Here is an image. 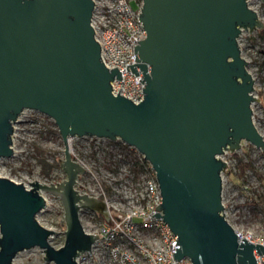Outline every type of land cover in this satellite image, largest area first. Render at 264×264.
I'll use <instances>...</instances> for the list:
<instances>
[{"label": "water", "instance_id": "water-1", "mask_svg": "<svg viewBox=\"0 0 264 264\" xmlns=\"http://www.w3.org/2000/svg\"><path fill=\"white\" fill-rule=\"evenodd\" d=\"M142 4L147 37L135 49L144 63L128 64L137 75L139 65L147 83L136 104L112 93L111 82L122 73L102 61L92 25L95 0H0V157L14 154L19 115L37 110L58 127L67 174L57 183L36 180L31 188L0 177V264L35 247L48 262L80 264L76 258L99 237L85 230L80 209L109 221L107 202L76 188L86 168L73 159L72 136L120 138L145 154L163 195L156 208L163 214L152 216H162L177 234L176 260L258 264L254 251L262 254L264 246L241 238L223 215L229 163L219 156L240 150L244 140L264 153L253 112L260 99L239 45L243 29L262 30L264 21L248 0ZM44 193L63 203L66 239L59 248L50 243L55 231L37 219L47 207Z\"/></svg>", "mask_w": 264, "mask_h": 264}, {"label": "built area", "instance_id": "built-area-1", "mask_svg": "<svg viewBox=\"0 0 264 264\" xmlns=\"http://www.w3.org/2000/svg\"><path fill=\"white\" fill-rule=\"evenodd\" d=\"M132 1L104 0L101 4L95 0L92 25L96 39L101 45L102 61L109 69L117 66L122 73V79L116 78L111 82L113 95L117 96L119 93L139 104L145 98V74L141 67L136 65L139 72L137 75L128 64L144 63L143 60H136V55L139 59L140 56L135 47L141 43L139 40L146 39L147 30L140 15L143 0H134L138 4L136 8L131 4ZM248 5L258 12L260 19L261 11L255 0H248ZM82 139L93 140V143L90 141V146L103 150V153L113 151L114 154L122 156L126 165L119 169L118 174L125 171L127 178L116 185L118 199L113 200L105 191L101 195L83 192L79 188L81 176L79 177L76 188L80 193L105 200L109 206L110 219H102L93 229H87V224H92V221H96L101 215L90 209H80V219L85 230L99 237L91 251L82 253L76 260L80 264L87 258L91 264H95V260L98 264H193L189 257L175 259L176 247H180V244H177V234L162 216H152L156 212L163 214L162 210L156 209L163 202V195L157 173L145 154L120 138L110 140L97 136L69 137L71 149L74 148V143L81 144ZM219 157L223 159V154ZM73 159L81 163L74 156ZM262 186L264 190V181ZM223 215H226V204ZM226 217L228 219V215ZM238 234L241 238L244 237L239 231ZM246 238L264 246V233L256 239ZM254 255L258 264H264V253L260 254L255 249Z\"/></svg>", "mask_w": 264, "mask_h": 264}, {"label": "rangeland", "instance_id": "rangeland-1", "mask_svg": "<svg viewBox=\"0 0 264 264\" xmlns=\"http://www.w3.org/2000/svg\"><path fill=\"white\" fill-rule=\"evenodd\" d=\"M101 4L104 0H98ZM261 11L260 19L264 21V1L255 0ZM131 4L138 7L137 1ZM264 30V28L262 29ZM261 29L253 31L243 29L239 37L242 56L248 61V70L255 80L254 95L260 101L254 102V123L264 136V34ZM12 134L15 155L0 157V177H7L17 183H23L31 188L34 181L42 183H57L67 179V174L60 166V161L65 159V143L59 133L58 127L51 117L33 109H25L13 123ZM16 129V130H15ZM90 139H82L81 144L74 143L72 153L86 168V173L80 177L79 188L84 192L101 195L103 191L112 199L117 200V186L127 178L125 171L118 174L119 169L125 166L122 156L113 151L103 153L90 146ZM93 143V140L91 141ZM38 148L43 151L39 152ZM250 162L254 169L264 175V153L260 148L244 140L242 148L238 151H226L223 159L229 163L223 173V199L226 204V215L230 224L244 237L256 239L264 233V205L259 202V196H264L263 180H260L254 170L247 169L242 175L239 160ZM46 163L56 164L47 173L41 160ZM48 198L47 207L42 210L37 219L39 222L55 231L50 237V243L59 248L64 245L66 223L64 207L61 199L55 195L44 193ZM102 219L97 218L88 228H94ZM1 236V234H0ZM16 260V261H15ZM82 264H91L87 259ZM12 264H55L45 259V251L39 247L27 249L18 253Z\"/></svg>", "mask_w": 264, "mask_h": 264}, {"label": "trees", "instance_id": "trees-1", "mask_svg": "<svg viewBox=\"0 0 264 264\" xmlns=\"http://www.w3.org/2000/svg\"><path fill=\"white\" fill-rule=\"evenodd\" d=\"M261 33L264 34V30H262ZM38 150H39V152L42 153L41 155H43V151L40 148H38ZM234 156L239 160V164H240V169H241L242 175L245 174V172L247 171V169H252V170H254V173L258 176V178L260 180H263L264 181V175H263V173H261L257 169H254L253 166H252V164L250 162H245L244 163L243 160H242V158L238 157L236 154H234ZM41 162H42L43 167L46 169L45 172L47 173V175L53 169L54 166H59L58 163H56V164L46 163V161L43 160V159L41 160ZM259 202L263 203V205H264V196L263 195H260L259 196ZM100 218L101 219H104L102 216H100Z\"/></svg>", "mask_w": 264, "mask_h": 264}, {"label": "bare ground", "instance_id": "bare-ground-1", "mask_svg": "<svg viewBox=\"0 0 264 264\" xmlns=\"http://www.w3.org/2000/svg\"><path fill=\"white\" fill-rule=\"evenodd\" d=\"M16 130V129H15ZM69 146H70V141H69ZM14 149V148H13ZM70 150H72L71 149V146H70ZM14 155H15V151H14ZM46 201H48V198L46 197ZM16 261V260H15Z\"/></svg>", "mask_w": 264, "mask_h": 264}]
</instances>
